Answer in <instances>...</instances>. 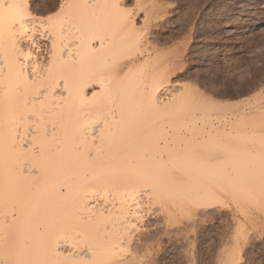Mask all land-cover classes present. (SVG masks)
Returning a JSON list of instances; mask_svg holds the SVG:
<instances>
[{
    "label": "snow or ice",
    "instance_id": "6c2138e0",
    "mask_svg": "<svg viewBox=\"0 0 264 264\" xmlns=\"http://www.w3.org/2000/svg\"><path fill=\"white\" fill-rule=\"evenodd\" d=\"M169 6L199 9L200 0L190 4L170 0ZM159 7L155 0H141L131 10L119 0H46L40 8L35 0H0V204H11L27 218L17 226L13 213L12 223L6 226L9 230L0 229V264H168L167 256L154 258L157 246L167 243L161 239L163 232L153 233L147 250L133 247L137 233L148 231L142 226L146 217L165 215L168 224L183 222L191 235L194 220L221 211L231 219L235 213L241 222L235 229L237 240L248 236L245 226L251 219L259 216L264 223V67L251 78L245 73V85L238 92L228 88L216 93L201 83L193 94L185 95L181 87L161 103V96L176 83L171 80L162 88L171 72L161 65L169 62L170 54L178 58L179 52L169 49L153 62L146 59V26L116 59L95 71L91 53L97 48L89 41L88 52L83 50L89 34L113 28L130 12H141V19L147 20L148 13ZM69 37L76 41L72 47L65 43ZM105 69L107 77L96 75ZM105 79L113 87L108 88ZM88 84L99 87L85 93ZM189 118L230 123L233 132L239 128L245 134L225 131L223 138L196 141L185 151L186 158L200 152L227 157L242 152L243 168L209 180L189 176L179 187L158 190L147 185L150 173L141 165L120 163L125 157L115 154V163L100 160L106 148L161 122L177 125L182 143L192 141L196 129L184 127ZM22 126L27 140L20 138ZM144 140L141 151L147 137ZM232 140H242L245 147L228 142ZM89 141L90 149L86 148ZM68 153L74 154L71 166L78 180L111 187L113 202L99 214L102 219L81 215L79 202L72 198L73 185L49 175L68 166ZM42 170V186L27 183L28 178L41 176ZM41 190L48 192L44 201L35 196ZM260 235L264 240V227ZM246 256L233 247L227 259L213 264H248ZM186 264L206 261L193 260L189 250Z\"/></svg>",
    "mask_w": 264,
    "mask_h": 264
},
{
    "label": "rangeland",
    "instance_id": "374dc122",
    "mask_svg": "<svg viewBox=\"0 0 264 264\" xmlns=\"http://www.w3.org/2000/svg\"><path fill=\"white\" fill-rule=\"evenodd\" d=\"M156 1L166 11L154 22L156 25L153 23L148 38L157 47V54L169 49L179 52L178 58L172 54V59L168 57L171 63L168 70L172 73L169 82L176 80V83L162 96L166 101L185 85L193 91L202 83L212 92L220 93L228 88L238 92L245 85L242 78L245 73L251 78L264 67L262 0H200L199 9L169 6L170 0ZM177 3L190 4L191 0H177ZM129 7L133 9L134 2ZM141 16L140 12L136 18L139 26ZM227 17L233 18L229 21ZM201 123L198 122L199 126H204ZM218 123L215 124L222 122ZM192 223L189 235L183 222L168 224L165 215L146 217L142 226L148 231L137 233L133 247L147 250L155 238L153 233L163 232L161 239H167V243L157 246L154 258L167 256L168 264H186L189 250L193 260L204 259L206 264H213L221 258L227 259L233 247L239 248L242 255L247 254L248 264H264V240L260 235L264 223L259 216L245 226L248 236L240 240L236 239L235 229L241 222L235 213L230 219L221 211Z\"/></svg>",
    "mask_w": 264,
    "mask_h": 264
},
{
    "label": "bare ground",
    "instance_id": "6f19581e",
    "mask_svg": "<svg viewBox=\"0 0 264 264\" xmlns=\"http://www.w3.org/2000/svg\"><path fill=\"white\" fill-rule=\"evenodd\" d=\"M131 1L134 2V4L141 2V0H119L121 4L130 10L131 8L129 5ZM35 2L37 3V7L40 8L42 4L46 3V0H35ZM156 3L159 4L157 1ZM161 6L156 11L149 12L147 20L141 19L140 26L136 19L140 12L137 11L134 14L130 12L124 17L123 22H118L113 28L91 33L86 36L83 50L86 53L88 52L89 41L91 43V47L97 48L95 53H91V55L96 58L93 63V70L95 71L99 65L110 64L112 60L116 59V54L132 40L136 32L142 30L145 26L147 28V36L145 39L148 40V45L144 49V56L146 59H149L150 62H153L158 55V50L157 47L152 46L153 42H150L148 36L150 35L149 32L153 23L164 13L165 9L163 10V6ZM40 10L46 11L47 9L42 8ZM101 41H103L102 48L100 47ZM65 43L68 47H72L76 41L69 37V40L65 41ZM41 44H44V41H41ZM45 51H47V49H45ZM169 58L172 59L170 55ZM170 64V62L163 63L161 65L162 70L169 71L168 69ZM96 75L107 77L109 73L107 69H105L102 72H97ZM169 78L168 80H165L162 88L168 86L170 80ZM104 83L108 88L113 87V83L108 79H105ZM93 87L98 88L99 85L88 84L84 89L85 93H89ZM162 88L157 90L156 95H159ZM193 93L194 91L192 87H184L185 95ZM175 95L176 94H172L171 96ZM160 102L166 103L167 101L161 96ZM56 103L60 102L56 101ZM254 103H256V106L258 107V103L256 101H254ZM200 121L204 124V126L200 127L194 118H189V120L184 124L185 128L192 127L196 129V133L192 141L182 143V133L178 130V126L171 122H161L146 131H140L129 135L122 144L117 145L112 149L106 148L105 151L102 152L100 160L105 164L115 163L117 162L113 158L115 154L125 157V159L119 161L120 163L134 162L141 165L150 173V175L146 177L147 185L155 186L158 190L170 187H179L183 181L189 178V176H193L199 180H209L213 177L218 178L224 171L235 173L236 171L241 170L245 161V157L242 152L237 153L232 157L223 156L216 152H200L193 158H186L185 151L191 148L196 141H204L217 136L223 138L225 131L233 133V135H239L240 137H243L245 134L244 130L239 128L233 132V126L230 123L225 125L224 123L219 122L220 125H216L210 120L207 121L208 123H204L203 120ZM79 122L82 124L85 122L83 114L79 117ZM19 131L21 133L20 138L27 140L25 127L22 126ZM30 131L31 128L28 127L27 132ZM145 137H147L146 146L143 151H141L140 145L145 144ZM228 142L237 144L241 149L245 147L242 140H232ZM86 148H91L90 141L87 142ZM127 157H134V159L128 160ZM66 159L68 160V166L65 167L63 171L59 173L50 171L49 175L61 183L73 185L74 190L72 198L79 202L82 209L81 215L93 214L96 218L102 219L99 214L101 212H105L113 202L114 193H112L111 187L95 181L78 180L71 166L74 154L68 153L66 155ZM203 163H207L212 167L201 168V164ZM35 171L36 169H33L34 173ZM43 176L44 171L42 170L41 176L37 177L34 175L33 177H30L27 179V183L30 185L42 186ZM144 186V184L141 185V190L144 189ZM61 190L67 191V189ZM35 196L37 200L44 201L48 197V192L41 190L35 193ZM116 199L121 198L117 197ZM100 202L102 204H100ZM93 204L95 207H90ZM13 213H15L16 216L15 223L17 226L27 222V218L22 217L20 212L11 204H0V229L5 231L9 230L6 226L12 223Z\"/></svg>",
    "mask_w": 264,
    "mask_h": 264
}]
</instances>
